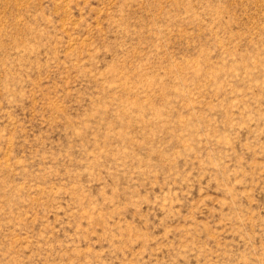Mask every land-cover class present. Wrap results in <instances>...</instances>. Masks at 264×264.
Returning a JSON list of instances; mask_svg holds the SVG:
<instances>
[{
  "label": "rangeland",
  "instance_id": "374dc122",
  "mask_svg": "<svg viewBox=\"0 0 264 264\" xmlns=\"http://www.w3.org/2000/svg\"><path fill=\"white\" fill-rule=\"evenodd\" d=\"M0 264H264V0H0Z\"/></svg>",
  "mask_w": 264,
  "mask_h": 264
}]
</instances>
